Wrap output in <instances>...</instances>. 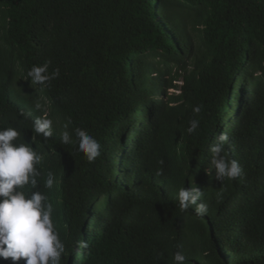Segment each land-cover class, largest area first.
Wrapping results in <instances>:
<instances>
[{
	"label": "trees",
	"instance_id": "1",
	"mask_svg": "<svg viewBox=\"0 0 264 264\" xmlns=\"http://www.w3.org/2000/svg\"><path fill=\"white\" fill-rule=\"evenodd\" d=\"M46 62L60 75L41 89L27 73ZM45 114L47 139L33 129ZM69 119L74 141L81 128L100 143L94 162L61 143ZM7 127L41 156L37 189L21 191L53 205L60 264H176L177 251L184 264H264V0H0ZM221 133L236 180L212 170ZM191 184L207 215L180 209Z\"/></svg>",
	"mask_w": 264,
	"mask_h": 264
},
{
	"label": "clouds",
	"instance_id": "2",
	"mask_svg": "<svg viewBox=\"0 0 264 264\" xmlns=\"http://www.w3.org/2000/svg\"><path fill=\"white\" fill-rule=\"evenodd\" d=\"M49 64L46 62L31 67L27 73L31 85H39L43 89L60 75L58 68L50 73ZM35 108L41 110L42 105L36 102ZM192 110L199 113L201 107L194 106ZM189 123L187 132L192 134L197 130L199 121L191 120ZM70 124L69 119L62 126L61 143H77L78 151L85 155L88 162H94L101 154L100 143L81 128L75 129L77 140L74 141L68 131ZM52 126L53 120L45 114L35 119L33 129L47 139L53 134ZM19 136L20 133L13 127L0 128V258H11L13 264L22 258L25 264H60L65 245L55 230L53 205L40 191H32L30 195L21 191L26 185L37 189V177L41 173L35 166L41 163V156L27 142L14 143ZM228 141V134L221 133L218 142L210 148L212 170H215V177L220 182L225 178L236 180L243 171L238 161L226 155L225 146ZM53 184L54 174L49 172L43 186L51 189ZM203 195L204 192L196 184H191L190 188H181L177 193L180 209L188 210L195 206L198 215H207V204L197 203ZM77 247L87 248L88 245L86 241H78ZM173 259L176 264H184L186 257L177 251Z\"/></svg>",
	"mask_w": 264,
	"mask_h": 264
},
{
	"label": "rangeland",
	"instance_id": "3",
	"mask_svg": "<svg viewBox=\"0 0 264 264\" xmlns=\"http://www.w3.org/2000/svg\"><path fill=\"white\" fill-rule=\"evenodd\" d=\"M155 75V74H154ZM181 82H179V84H180ZM173 91V89H169V92H172ZM176 91V93H178L179 92V90H175Z\"/></svg>",
	"mask_w": 264,
	"mask_h": 264
}]
</instances>
